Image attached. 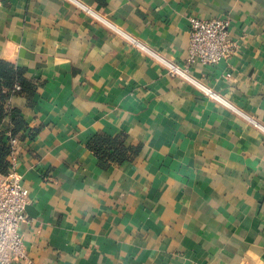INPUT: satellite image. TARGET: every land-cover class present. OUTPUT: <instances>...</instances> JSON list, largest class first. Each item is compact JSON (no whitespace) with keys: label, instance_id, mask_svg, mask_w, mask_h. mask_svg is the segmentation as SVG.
<instances>
[{"label":"crops","instance_id":"crops-1","mask_svg":"<svg viewBox=\"0 0 264 264\" xmlns=\"http://www.w3.org/2000/svg\"><path fill=\"white\" fill-rule=\"evenodd\" d=\"M77 1L0 0V58L41 84L10 100L31 264H264V0ZM220 16L237 50L189 73L227 103L160 59ZM99 133L142 149L104 167Z\"/></svg>","mask_w":264,"mask_h":264},{"label":"built area","instance_id":"built-area-1","mask_svg":"<svg viewBox=\"0 0 264 264\" xmlns=\"http://www.w3.org/2000/svg\"><path fill=\"white\" fill-rule=\"evenodd\" d=\"M73 1L79 3L77 0ZM80 5L96 15L88 6ZM237 48L238 43L232 38L231 19L228 16L211 19L191 17L186 65L160 59L166 64L171 75H179L212 98L227 103L212 88L193 78L189 73V67L197 62L204 65L216 64L233 55ZM16 89H20V85L17 84ZM8 134L12 146L11 163L7 173H0V264H17L21 260L31 264L32 260L26 253L21 232V225L27 219L26 208L30 200V192L24 185L22 175L16 169V152L20 140L10 132Z\"/></svg>","mask_w":264,"mask_h":264},{"label":"trees","instance_id":"trees-1","mask_svg":"<svg viewBox=\"0 0 264 264\" xmlns=\"http://www.w3.org/2000/svg\"><path fill=\"white\" fill-rule=\"evenodd\" d=\"M20 89H16V85ZM41 84L34 82L27 76L24 68L0 58V173L8 172L11 163L12 146L10 135L25 137L24 131L28 122L20 108L10 105L15 95L23 96L33 104L35 95L39 92ZM126 135L110 136L105 133L95 135L89 142L90 149L99 157L101 165L109 166L111 163H121L135 158L142 149L140 142L126 145Z\"/></svg>","mask_w":264,"mask_h":264}]
</instances>
